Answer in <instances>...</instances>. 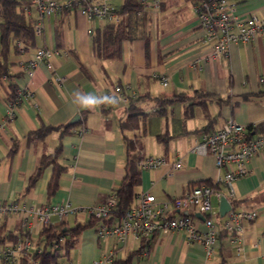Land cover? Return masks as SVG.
<instances>
[{
  "label": "crops",
  "instance_id": "0c3cea01",
  "mask_svg": "<svg viewBox=\"0 0 264 264\" xmlns=\"http://www.w3.org/2000/svg\"><path fill=\"white\" fill-rule=\"evenodd\" d=\"M110 1L117 7L124 2L118 6ZM160 1V8L152 6L145 14L142 35L123 42L120 59L94 55L93 34L89 30L95 31L107 22L90 21L77 8L46 19L44 36L36 37L37 47L24 51L20 46L17 52V43L12 44L8 71L13 77L2 80L0 88V202L17 200L26 205H46L70 200L83 209L116 193L126 173L127 146L121 120L127 117V106L117 105L107 113L101 105L84 109L74 103L73 94L79 91L104 96L109 88L123 85L128 92H137L141 98L137 104L147 114L139 130L125 134L140 138L145 157L183 162V168L172 176L167 163L140 169L137 193H151L158 206H163L170 204L173 197L186 194L192 186L211 182L218 185L229 202H237L236 209L256 210L258 217L244 224L241 250L223 232L210 257L202 244L188 240L185 230L157 234L148 242L130 237L121 245L114 237L101 240L97 229L90 227L83 231L69 258L78 264H94L114 251L113 261L106 264H264V149L248 164L249 174L232 183V194L224 185L216 184L225 170L218 169L214 156L190 149L203 134L194 132L206 126L215 130L231 117L264 131V35H257L250 43H232L226 54L214 56V44L205 41L199 26L194 10L196 0ZM229 1L236 5L239 14L264 17V0ZM32 17H37L35 11ZM57 28L61 32L59 40ZM40 47L55 51L48 59L51 66L40 62L29 77L24 65ZM161 76L168 78V85L162 84ZM57 77L65 80L60 83ZM10 84L26 88L30 94L22 96L15 117L5 122ZM181 95L186 99L168 103L161 114L156 113L155 98ZM75 114H80V121L88 129L85 134L78 135L76 128L66 133L53 131L43 140H27V135L42 124L62 126ZM166 132L172 137L164 144L157 136ZM15 143L16 151L9 155ZM58 147V162L66 170L56 192H49L52 165L27 190L41 156L54 155ZM212 207V219L221 225L225 218L220 216V200L213 198ZM195 218L197 227L205 230L203 220L196 215ZM87 219L80 212L71 215L67 222L72 225ZM3 223L9 230H16L20 221L10 215L0 219V227ZM40 228L31 231L35 239Z\"/></svg>",
  "mask_w": 264,
  "mask_h": 264
},
{
  "label": "built area",
  "instance_id": "2783aa9c",
  "mask_svg": "<svg viewBox=\"0 0 264 264\" xmlns=\"http://www.w3.org/2000/svg\"><path fill=\"white\" fill-rule=\"evenodd\" d=\"M160 3V0H139L140 7L135 14L143 16L152 6L160 8ZM71 8H77L90 21L103 20L107 23L127 24L132 18L130 12L122 11L110 0H30V4L24 8V11L33 20L35 37H42L45 33V20L52 15H61ZM194 10L205 41L214 44V56L226 54L232 43H250L257 35H264V17L239 14L236 5L229 0H196ZM34 11L37 17L33 19ZM89 32L93 34L94 30H89ZM54 53V50L46 47L38 48L35 57L26 61L24 72L32 77L40 62H46L51 66L48 59ZM7 78V75L3 76V80ZM160 79L163 85H168L169 80L166 76H161ZM56 80L61 83L65 78L57 77ZM26 94H30L26 88H18L16 97L8 100L5 122L15 117L16 107L22 96ZM105 95L118 98L116 104L122 105L138 97L135 90L128 92L127 88L120 85L109 88ZM87 131L88 129L83 126L76 132L78 135H83ZM190 149L198 154L214 156L218 169L225 170L217 178L216 184L224 185L232 194V183L249 174L248 164L258 152L264 149V131H257L254 126L238 123L231 117L219 128L203 134ZM165 163L170 165L169 176L183 168L181 159L167 160L165 157L154 156L142 158L137 165L142 170L157 168ZM223 196L225 195L218 189L203 184L190 189L183 196L173 197L170 204L158 206L157 198L153 194L140 192L136 195L135 204L130 209L111 224L102 222L97 227V233L101 240L114 237L118 244L125 245L130 237L146 242L157 234L185 230L188 233V240L202 244L206 255L210 257L222 233L226 232L236 242L237 249L241 250L245 241L244 224L255 220L258 212L236 209L231 204L232 207L224 216L223 223L216 225L212 219V199L221 200ZM116 204L115 193L101 203L83 209L74 206L70 200L46 205H26L13 200L0 202V219L14 215L26 229L32 231L37 226L55 224L56 221L66 222L71 215L80 212H84L87 218L108 219ZM172 209L180 213H174ZM183 210H187L189 214H181ZM198 213L204 216L205 230L199 229L195 223V215ZM32 246L30 239L0 245V264H16L20 254ZM114 257L115 252L112 251L104 259L95 260L94 264L110 263ZM59 264L78 263L73 260H64Z\"/></svg>",
  "mask_w": 264,
  "mask_h": 264
},
{
  "label": "trees",
  "instance_id": "16d2710c",
  "mask_svg": "<svg viewBox=\"0 0 264 264\" xmlns=\"http://www.w3.org/2000/svg\"><path fill=\"white\" fill-rule=\"evenodd\" d=\"M29 4L30 0H0V88L4 75L13 77L9 75L8 71L9 54L12 44H15V42L17 43L14 46L17 52H19L20 46L23 47L24 51L37 47V39L33 32V20L27 16L24 11V8ZM139 7V0H124L120 8L122 11L132 14L130 21L127 24L107 23L93 32L92 50L96 57L100 59H120L122 57L123 42L126 40H134L142 35L146 22V15L137 16L135 14ZM60 36V29L57 28L58 40ZM120 86L124 87L123 85ZM9 88L11 89V93L8 100H11L16 97L18 85L10 84ZM198 95H201V93L198 92ZM140 99L138 95L137 98L131 99L128 104L125 105L127 106V117L121 120V129L125 133L126 131L139 130L142 127V123L147 118V114L143 112L137 104ZM185 99L186 96L184 95L172 99L155 98L154 100L158 107L156 113L161 114L168 103L176 100L183 101ZM117 105L120 104L111 106L101 105V109L104 113H107ZM82 126L83 124L81 121L68 127L65 125L52 126L42 124L38 130L27 135V140H43L53 131L62 130V133H66ZM212 131L213 129L206 126L202 130L194 133L201 132L206 134ZM125 133L124 140L127 146L126 173L121 186L115 193L117 204L112 210L110 217L108 219L91 217L83 222H75L72 225L67 221L59 224L43 225L36 239L32 232L26 229L21 222L16 230H9L6 224L3 223L0 227V245L6 242L16 243L24 239H30L33 244L32 248L20 254L16 264H59L61 261L71 260L69 258L70 253L78 245L84 230L90 227L97 229L102 222L108 224L113 223L135 204L136 195L138 194L136 190L141 180V170L138 168L137 163L145 156L142 153L143 148L140 138H130ZM171 137L172 136L166 132L158 134L157 139L161 143L167 144ZM15 151L16 143L10 149L9 155L14 154ZM60 153L61 148L58 147L54 155L43 154L41 156L35 172L29 178L27 190L35 185L44 169L52 165L53 175L49 184V192L50 194L56 192L60 176L66 170L65 167L58 162ZM204 184L218 189V185L211 182H206ZM197 186H200V184ZM194 187L196 186H192L191 189ZM236 203V201L231 200L233 207H236ZM118 263L121 262H113V264ZM220 264H225V262H221Z\"/></svg>",
  "mask_w": 264,
  "mask_h": 264
},
{
  "label": "clouds",
  "instance_id": "9594fccd",
  "mask_svg": "<svg viewBox=\"0 0 264 264\" xmlns=\"http://www.w3.org/2000/svg\"><path fill=\"white\" fill-rule=\"evenodd\" d=\"M73 95L75 97L74 103H77L80 107L84 109H93L96 106L103 104L114 105L118 103V98L110 95L97 96L91 93L84 94L79 91L75 92Z\"/></svg>",
  "mask_w": 264,
  "mask_h": 264
},
{
  "label": "water",
  "instance_id": "95a60500",
  "mask_svg": "<svg viewBox=\"0 0 264 264\" xmlns=\"http://www.w3.org/2000/svg\"><path fill=\"white\" fill-rule=\"evenodd\" d=\"M81 117L80 114H75L66 124L65 126H72L74 124H76L78 121H80ZM231 203L229 202V200L223 196L220 200V216L224 217L226 215V213L231 209ZM181 214L183 215H188L189 212L187 210H183L181 211ZM196 216L202 220H204V216L202 214H196Z\"/></svg>",
  "mask_w": 264,
  "mask_h": 264
},
{
  "label": "rangeland",
  "instance_id": "374dc122",
  "mask_svg": "<svg viewBox=\"0 0 264 264\" xmlns=\"http://www.w3.org/2000/svg\"><path fill=\"white\" fill-rule=\"evenodd\" d=\"M116 5L120 6L122 3V0H112Z\"/></svg>",
  "mask_w": 264,
  "mask_h": 264
}]
</instances>
